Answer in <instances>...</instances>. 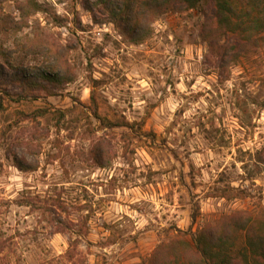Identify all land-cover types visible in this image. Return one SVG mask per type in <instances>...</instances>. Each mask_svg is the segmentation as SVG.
I'll use <instances>...</instances> for the list:
<instances>
[{"label":"rangeland","instance_id":"obj_1","mask_svg":"<svg viewBox=\"0 0 264 264\" xmlns=\"http://www.w3.org/2000/svg\"><path fill=\"white\" fill-rule=\"evenodd\" d=\"M211 16L174 5L133 43L99 0H0V264H143L264 216V39L223 67Z\"/></svg>","mask_w":264,"mask_h":264},{"label":"trees","instance_id":"obj_2","mask_svg":"<svg viewBox=\"0 0 264 264\" xmlns=\"http://www.w3.org/2000/svg\"><path fill=\"white\" fill-rule=\"evenodd\" d=\"M201 1L99 0L117 27L133 43H141L151 35V25L157 15L174 5L192 8ZM211 1L213 16L202 24L200 33L211 54L223 67H228L252 53L259 40L264 39V0ZM41 52L55 53L47 47H42ZM4 69L0 61V78L4 77ZM27 75L24 73L23 77ZM15 76L22 80L19 73ZM45 77L50 75L45 73ZM58 77L56 75L54 79ZM3 109L1 101L0 112ZM15 160L22 170L36 168L35 165H24L18 157ZM178 233L179 236L170 242L160 243L143 264H264L263 215L238 210L191 233L190 239L186 238L187 232L178 230Z\"/></svg>","mask_w":264,"mask_h":264}]
</instances>
